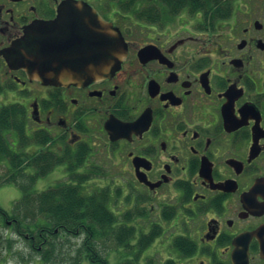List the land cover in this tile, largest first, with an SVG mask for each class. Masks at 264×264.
Returning <instances> with one entry per match:
<instances>
[{
    "label": "flooded vegetation",
    "instance_id": "af4514ba",
    "mask_svg": "<svg viewBox=\"0 0 264 264\" xmlns=\"http://www.w3.org/2000/svg\"><path fill=\"white\" fill-rule=\"evenodd\" d=\"M124 1L0 0V127L16 106L29 136L49 137L24 144L35 166L64 158L39 205L66 172L71 189L117 193L110 209L158 230L157 253L187 238L193 264H232L242 238L264 264V0ZM14 187L0 182V197ZM0 217L26 244L21 264H42L44 230L38 243Z\"/></svg>",
    "mask_w": 264,
    "mask_h": 264
},
{
    "label": "trees",
    "instance_id": "16d2710c",
    "mask_svg": "<svg viewBox=\"0 0 264 264\" xmlns=\"http://www.w3.org/2000/svg\"><path fill=\"white\" fill-rule=\"evenodd\" d=\"M126 4L130 3V0L124 1ZM11 119L8 122H4L1 120L0 127V164L5 166H11L10 177L7 179L11 182H18V180L24 177V173L21 171L27 169L28 162L30 167H34L36 170H40V167L35 166V163L40 164L39 159L35 161L33 158L25 159V152L18 151V148L21 147V144H25L26 142H30L31 138L35 139V141H40V138L49 139L46 134L29 136L28 132L26 133V126H24L23 121L19 120L20 109L16 106H12L10 109L8 108ZM8 133L11 136V139L14 140L16 138L19 139L17 148L13 143H11L8 139L6 140ZM36 135V136H35ZM5 138V139H4ZM27 140V141H26ZM42 143V142H39ZM22 145V147H23ZM50 166L45 169H41L42 173H39V176H46L51 173L56 166H60L64 163V161L60 158L50 159ZM35 178H31L32 184H34ZM2 181V178H0ZM84 179H80V184H84ZM22 187V188H21ZM20 188L23 191V198L32 197L31 192H27L25 190V186H21ZM109 192H98L93 193L92 196H86L82 192H78L77 189H71L68 187V184L65 182L59 183V188L57 191L53 193L49 192L44 197L49 198L48 200H44V202L55 204L56 198L60 201V205L49 206V204H44L42 207H37V205H33L32 209L27 207L25 210L21 207L20 203L14 206V220H17L22 232L35 235L38 237L37 230L42 228L44 231L45 241L43 244L42 252L40 253L43 257V264H54L55 258L57 255L54 254L55 246L58 240L57 234L65 236L67 241H70L71 234H74L76 229L80 227L82 224H86L85 221L88 222V226H90V238H88V246L84 251V256L82 259L88 262L89 264H107V261L104 257L103 251L101 248H98L94 242L96 239H99L100 242H111L115 241L117 245L126 247L130 241V239L135 237L136 230L133 227L125 226L122 229L117 228V218L116 216L108 209V203L110 202ZM72 195V196H71ZM80 195H84L80 196ZM59 196V197H58ZM90 202V205L84 204V202ZM36 199H33L32 203L36 204ZM21 205V206H20ZM41 205V204H40ZM86 206V207H85ZM108 207V208H107ZM39 215L44 216L47 219L45 220V224L42 225L39 221ZM52 220L50 221L49 220ZM125 219L127 222H131L132 215H126ZM59 230V233H55L56 230ZM49 230V232H47ZM75 235V234H74ZM138 242V254H133L134 259H128L123 264H140L139 261L142 257L143 252L154 244L160 237V232L158 230L151 231L148 234H143ZM8 244V245H6ZM58 245V243H57ZM193 245L194 243L187 238H177L174 242L175 248L184 256L190 257L193 254ZM7 246V247H6ZM0 247L2 249L9 248V257L18 256L21 262L24 261L21 253L15 251V247L12 241L0 240ZM130 251V248L126 247ZM17 254V255H16ZM8 256L3 258V262L8 260ZM77 257L76 259H78ZM134 260V261H133ZM67 263L62 264H73L66 258ZM138 262V263H137ZM80 263V258L76 264ZM81 264V263H80ZM109 264V263H108ZM151 264V263H150ZM163 264H176L174 261L169 260ZM227 264V263H225Z\"/></svg>",
    "mask_w": 264,
    "mask_h": 264
},
{
    "label": "rangeland",
    "instance_id": "374dc122",
    "mask_svg": "<svg viewBox=\"0 0 264 264\" xmlns=\"http://www.w3.org/2000/svg\"><path fill=\"white\" fill-rule=\"evenodd\" d=\"M33 127H36V125H34ZM33 140L35 141V139H33ZM23 147H24V145H23ZM21 151L22 152H25L24 148H22ZM46 156H47V154H46ZM27 157L30 158L28 155H25V159H27ZM55 159H58V158H55ZM61 159L63 160L64 158H61ZM65 159H68V157H65ZM34 160L37 161L38 158L37 159H34ZM26 163H28V162H26ZM27 169H30L31 170V172H29V176L30 177L27 179V182H28L29 185H31V193H32L33 199H36V202L35 203L37 204V207L40 208L41 206L39 205V198L37 197V194H38L39 190L45 189L47 187V185L49 184V182L48 183H45V179H46V181H50V179L52 178L51 176L53 174L51 176H49V175L47 176L46 175L47 177L46 176H39V173L41 174L42 173L41 172L42 170L39 171V173H36V169L34 167H30V164L29 163H28ZM42 169H45V168H42ZM7 171H8L7 168H5L2 165L0 166V176H5L8 173ZM65 175H66V172L65 173H62V174L60 173L59 175H56V178H57V180H60L62 182L67 183L68 180H69V178L67 176H65ZM32 177L33 178L37 177V179H35V181H34V184H32V181H30ZM3 178H6V177H3ZM53 184H55V183H53ZM85 185H90V184L89 183H86ZM14 188L4 190L3 191V195L0 197V206L6 212H8V215L10 216V220L11 221L14 220L13 219L14 218L13 205H14V203H16L15 205H17V203H19V200L21 199V193H20V191L18 189H16V187H14ZM115 194H116V197L115 198L118 199L117 198V193H115ZM115 198L113 199V201H115ZM26 200H27V204H24V205L21 204L22 206L21 205L20 206L23 208V210H25L27 207H29V209H32L33 203L30 202V200L32 201V198L26 196V198H25L24 201H26ZM112 205L113 206L111 207V210L112 209L113 210H116V212H118L120 210V205L119 204L114 203ZM108 209H110V208H108ZM39 217H40V215H39ZM49 220H50V218H49ZM43 221L44 222L41 221L43 223L42 225H44L45 222H46L45 219H43ZM50 221H52V220H50ZM1 223H3L2 217H0V224ZM10 227L5 226L4 223L1 224L0 225V236L3 235L2 233L9 231V233H11V235H12L13 243L14 242L15 243L17 242V244H15L17 246L16 249H15V251L22 254V252L24 251L26 245L24 244V241L17 240V236L14 235L15 232H16L14 230L15 226H13L11 228ZM41 230H42V228H39L37 230V232H40ZM171 230L173 231L172 228H171ZM84 239H85L84 236H80V237H76L74 239L73 238H70L69 239L70 241H67L63 236L59 237L58 240H57L58 245L56 243L55 250H54V251H56V252H54V254L57 255L56 257H58V258H55L54 264H62L63 262L64 263H67L66 262V258L69 259V261L72 262L73 264H76L77 261L79 260V258H80V263L81 264H87V262L84 261V259H82V257L84 256V251H85V248H84ZM94 244L98 248H101V250L103 251V254L105 255L104 256L105 259L108 260L107 261V264L108 263L109 264H121V262L123 261V259H124L123 257H120V256H118V257L117 256H112V255H119V252H118L119 247L117 246V244L115 242H113V243L109 242L108 244H106L105 242H103V241L100 242L99 239H96L95 242H94ZM167 247L169 249H172V242L169 241V240H167ZM1 250H2V247H0V257H4L5 256V254H3L4 253V250H3V252H1ZM107 250H109L110 252L107 253ZM155 250H157V248H155L154 251L151 252V255H150V257H149L148 260L150 262L153 261V262L159 264V261L161 259V257H160L161 254H155ZM147 252L143 256L148 255ZM26 253L29 254L30 251L28 250ZM163 254L165 255V253H163ZM170 254L172 255L173 258H178V260H180V261L182 260V262L184 261L185 264H193V261H189V258H187V257L180 256V258H179L178 252H176L174 250L171 251ZM6 256H8V255H6ZM77 257H79V258L76 259ZM169 258H170L169 255L166 254L165 257H164V259H163V261H165V260H167ZM200 259L203 260L202 258H200ZM10 260H11V262L13 264H21L20 258L18 256H15V254L13 255V257H10ZM142 261L143 260L141 258L140 264H142ZM194 264H198V262H196Z\"/></svg>",
    "mask_w": 264,
    "mask_h": 264
},
{
    "label": "water",
    "instance_id": "95a60500",
    "mask_svg": "<svg viewBox=\"0 0 264 264\" xmlns=\"http://www.w3.org/2000/svg\"><path fill=\"white\" fill-rule=\"evenodd\" d=\"M242 240L241 238L235 242L236 251L232 256L233 264H249L247 251L245 250V252H242V248L240 247Z\"/></svg>",
    "mask_w": 264,
    "mask_h": 264
}]
</instances>
